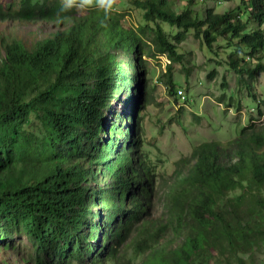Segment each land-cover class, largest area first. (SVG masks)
Segmentation results:
<instances>
[{
	"label": "trees",
	"instance_id": "trees-1",
	"mask_svg": "<svg viewBox=\"0 0 264 264\" xmlns=\"http://www.w3.org/2000/svg\"><path fill=\"white\" fill-rule=\"evenodd\" d=\"M241 3L245 19L232 9L207 7L200 18L191 7L176 10L173 0H135L155 26L158 51L171 60L182 58L178 45L194 30L209 50L223 41L230 68L254 78L264 72V0ZM57 8V0H20L14 11L0 5V23L23 35L36 34L32 26L47 32L26 43L23 35L0 31V214L21 221L40 247L78 233L97 238L105 256L122 244L144 255L141 264H210L207 257L227 245L243 264L241 254L264 239V122H251L227 140L196 144L172 191L169 215L153 217L154 169L144 155L116 146L112 137L92 151L80 147V131L98 133L93 126L110 99L130 81V69H139L137 58L146 53L140 31L122 22L120 12L106 24L94 12L58 23ZM170 91L177 93L172 85ZM33 111L43 127L38 140L22 129ZM108 132L121 133L117 121ZM69 140L72 147L63 148ZM94 166L105 183L86 195L83 184L97 175ZM93 206L105 213L100 237L95 221L80 231ZM170 234L182 240L173 244ZM117 252L115 264H134ZM85 264H103V258L94 251ZM212 264L223 263L217 257Z\"/></svg>",
	"mask_w": 264,
	"mask_h": 264
},
{
	"label": "rangeland",
	"instance_id": "rangeland-1",
	"mask_svg": "<svg viewBox=\"0 0 264 264\" xmlns=\"http://www.w3.org/2000/svg\"><path fill=\"white\" fill-rule=\"evenodd\" d=\"M19 2L0 0V5L4 11H14ZM173 3L176 10L193 8L200 18L207 7L216 12L232 9L241 18H246L241 0H173ZM118 12L122 15V22L140 31L146 53L137 58L139 69H130V81L110 99L103 117L93 126L98 133L80 131V147L84 152L92 151L94 145L103 144L112 137L116 146L125 144L132 154L144 155L154 169L155 194L151 215L167 217L172 191L186 175L185 163L196 144L209 139L227 140L251 122L256 125L264 122V72H259L254 78L240 77L227 64L229 47L218 40L209 50L194 30L185 32L178 45L177 51L182 58L171 60L158 51L154 42L155 26L144 20L143 10L136 6L135 0H119ZM253 27L254 23L247 24V28ZM31 29H36V34L23 35V29L0 23V31L10 33L9 37L23 35L26 43L34 35L47 33L34 26ZM117 58L131 60L130 55L128 57L124 53H117ZM171 85L175 90L181 89L185 97L171 92ZM114 121L118 122L120 134L108 132ZM22 129L34 135L36 140L42 136L43 127L34 111L24 121ZM72 145L73 140H69L63 148L70 149ZM2 151L5 153L4 148ZM6 151L13 150L8 148ZM94 167L97 175L83 184L86 195L98 194L105 183L101 171ZM91 213L80 231L88 232L89 224L95 221L99 226L95 233L100 237L105 228V213L97 206H93ZM169 237L173 238V244L182 240V236L173 237L170 234ZM99 246L97 238H85L74 233L40 247L21 221L5 212L0 214V263L35 264L41 259L45 264H85L97 251L103 258V264H115L113 254L118 253L117 248L134 264H141L144 257L143 254H136L129 245L123 247L122 244L115 248L116 252L112 255L105 256L107 247L102 246L98 251ZM225 246L218 254L214 252L207 257L210 264L217 257L223 264H239L237 256ZM246 254L249 261L243 260V264H264V239H260Z\"/></svg>",
	"mask_w": 264,
	"mask_h": 264
},
{
	"label": "clouds",
	"instance_id": "clouds-1",
	"mask_svg": "<svg viewBox=\"0 0 264 264\" xmlns=\"http://www.w3.org/2000/svg\"><path fill=\"white\" fill-rule=\"evenodd\" d=\"M119 10V0H58L55 16L58 23H71L75 18L89 13L102 17L101 24H106ZM244 261H249L247 254H241Z\"/></svg>",
	"mask_w": 264,
	"mask_h": 264
},
{
	"label": "built area",
	"instance_id": "built-area-1",
	"mask_svg": "<svg viewBox=\"0 0 264 264\" xmlns=\"http://www.w3.org/2000/svg\"><path fill=\"white\" fill-rule=\"evenodd\" d=\"M182 93H183L182 90L177 89V95H178V96H180V94H182Z\"/></svg>",
	"mask_w": 264,
	"mask_h": 264
},
{
	"label": "bare ground",
	"instance_id": "bare-ground-1",
	"mask_svg": "<svg viewBox=\"0 0 264 264\" xmlns=\"http://www.w3.org/2000/svg\"><path fill=\"white\" fill-rule=\"evenodd\" d=\"M179 90H181V89H179ZM179 97H181V98H184L185 97V94L184 93H182V94H180V96Z\"/></svg>",
	"mask_w": 264,
	"mask_h": 264
}]
</instances>
